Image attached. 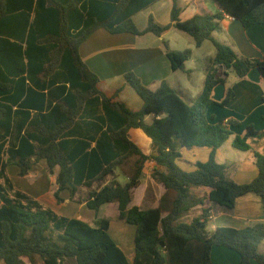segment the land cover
Listing matches in <instances>:
<instances>
[{
	"label": "trees",
	"instance_id": "1",
	"mask_svg": "<svg viewBox=\"0 0 264 264\" xmlns=\"http://www.w3.org/2000/svg\"><path fill=\"white\" fill-rule=\"evenodd\" d=\"M158 1L0 0V264H64L68 258L77 264H130L109 233L110 219L90 224L60 216L16 187L8 168L16 166L24 178L41 161L56 174L59 203L61 192L68 191L71 200L95 213L118 205L117 220L136 227L134 264H212L215 247L236 252L240 264H264V222L210 232L211 208L205 207L208 200L232 211L239 198L255 194L264 210V155L247 142L264 131L207 116L234 99L228 88L221 102L213 100L215 88L226 85L230 75L245 79L257 70L264 80V59L243 57L214 38L225 15L245 29L264 25V0H213L220 13L185 21L172 0L169 25L150 16L140 31L134 16ZM171 28L190 36L198 48L211 41L216 49L204 90L192 104L166 81L153 90L129 72L125 80L143 102L132 111L119 99L123 88L104 93L99 76L80 55L82 44L99 29L161 37ZM163 47L172 70L189 75L192 50H171L166 41ZM220 68L225 78L218 77ZM240 127L244 136L235 131ZM131 130L151 141L149 154L131 139ZM232 137L235 149L253 152L259 174L248 184L233 179L235 165L215 159ZM196 148L211 149L209 160L186 172L178 165L181 150ZM148 163L156 165L152 178L165 192L155 208L130 207ZM194 188L209 192L199 197ZM199 206L202 213L188 222V213Z\"/></svg>",
	"mask_w": 264,
	"mask_h": 264
},
{
	"label": "crops",
	"instance_id": "2",
	"mask_svg": "<svg viewBox=\"0 0 264 264\" xmlns=\"http://www.w3.org/2000/svg\"><path fill=\"white\" fill-rule=\"evenodd\" d=\"M177 1L181 13L184 10L186 14V5H193V7H195L193 16L196 14H218L221 12L220 7L213 0H202L204 3L199 0H192L187 4L183 2L186 4L185 9L181 8V4H179L180 0ZM172 10V0H159L146 10L134 16L133 19L140 31H144L147 28L150 16L154 18L158 25L166 26L171 23ZM181 13L180 19L182 21L188 20L182 19ZM101 30L103 29L96 31L80 48V55L83 61L99 76L101 84L118 82L121 79H125L124 76L127 73L133 72L140 78L142 83L150 89L155 90L162 82L166 81L173 89L185 94L186 90L181 85L183 78L179 76V73L181 72L191 78L193 71L186 67V70L190 72L189 75L182 71L174 72L163 47V42L166 41L170 49L173 50L171 40L169 39V33L175 30L174 28H171L161 37L153 35L155 39L152 41L149 40L148 36L152 34L144 36H134L132 34L113 35L105 29V32L99 33ZM218 33L220 34V38H215L216 41L222 44L228 42L229 45L243 57L260 60L264 59V25H256L245 29L239 21L225 15L221 22V30ZM202 46L200 48L195 47L201 49ZM214 57V53H210L208 56L202 58V70L205 79ZM218 77L225 78L224 70L221 68L218 71ZM230 77L226 84L225 96L228 88H232L235 93L234 99L226 105V107L220 109L219 112H217L218 110H215V108L211 109L207 115L208 119H212V116L210 117L212 113L216 121L224 120L226 122L233 119L243 127H252L256 132H263L264 80L260 73L257 70H253L245 79H238L235 77L232 82H230ZM124 89L125 88H123V90ZM201 93H199V95ZM213 111H216V114ZM216 115H219L221 119H217ZM235 131L239 135L241 134V136H244L246 133V131L242 133V127L236 128ZM130 137L147 154L150 153L151 141L140 130H131ZM233 140L234 137L229 139L216 151L215 159L219 164L235 165L236 169L233 172V179L238 184H248L256 179L259 174L258 168L255 165L253 152H243L235 149L233 147ZM255 143L256 145L252 146L253 151H257L264 155V136ZM224 145L228 146L224 147ZM229 149L233 153L229 154ZM211 152L212 150L208 148H196L192 150L183 149L181 151L182 157L178 161V165L184 171L192 172L195 170V165L197 163H205L209 160ZM155 168L156 165L154 163H148L146 165V169L141 178V185L134 190L133 202L130 207L136 206L141 210H148L159 205L160 198L164 194L165 188L153 180L152 174ZM8 172L17 188L51 208L60 216L81 219L93 224L97 219L106 218L104 212L107 211L110 205H113L114 216L117 219L119 214L118 205L114 203L104 205L98 213H95L89 210L86 204H80L77 200H71L68 191L61 192L60 196L63 202L59 203L55 197V192L58 189L55 184L56 174L52 176L48 173V165L45 161L36 164L30 174L24 178L19 177V169L16 166H10ZM24 179H28V181ZM208 192L209 189L207 188L193 190V193L199 197H203ZM78 198L79 196L75 199ZM205 207L211 208V218L207 227V230L210 232L215 231L217 228L242 230L254 223L264 222L262 201L260 197L255 194H248L239 198L232 211L212 205L208 200L206 201ZM201 213V206L191 210L187 215V221L191 222L193 218L198 217ZM115 222L116 223L111 221L109 233L118 247L126 255L129 263L134 264V238L136 235V227L133 226L135 229L126 228L123 226L127 225L126 223L119 221ZM119 223H121L120 231H114L113 233L114 224L118 225ZM211 260L212 264H240L239 255L224 247L213 248ZM64 264H77V262L74 258H68ZM253 264L259 263L253 262Z\"/></svg>",
	"mask_w": 264,
	"mask_h": 264
},
{
	"label": "rangeland",
	"instance_id": "3",
	"mask_svg": "<svg viewBox=\"0 0 264 264\" xmlns=\"http://www.w3.org/2000/svg\"><path fill=\"white\" fill-rule=\"evenodd\" d=\"M191 1L192 0H180L181 3L179 2V4H181L180 6L182 9H185V5L187 3H190ZM199 1L204 3V1H202V0H199ZM183 2H186V4ZM186 8H187L186 14H185L184 10L181 13L182 19H190L194 15L195 7H193V5L192 6L186 5ZM208 9H211V8H208ZM211 11H213V10H211ZM100 32L103 33L105 31L103 29V30L99 31V33ZM218 32L214 33V38H216V39L220 38V36H219L220 34ZM148 36H149V40H151V41L155 39L153 37V35H148ZM169 37H170L169 39L171 40L173 50H180V51H183L186 49L193 50L192 60L189 61L186 65V67L188 69H191L193 71L192 77L189 78L186 75H184L183 73H181V72L179 73V76H181V78H183L181 85L186 90V92L184 94L186 97L185 99L188 103L192 104V103H194V101L198 97L199 93H201L204 90V79L205 78H204V72L202 70V58L208 56L210 53H214V56H215L216 49H215V47L211 41H207L206 43L203 44L201 49H197L195 47L196 45H195L194 40L190 36H188L187 34L181 32V31H178L176 29L173 31H170ZM224 44L229 45L228 42H226ZM230 76H231L230 82H232V80L236 76L235 75H230ZM120 87L125 88V89L122 91L119 99L122 102H125L130 110H132V111L140 110L142 105H143V102H142L141 98L138 96V94L135 92V90L128 85V83L126 82L125 79H121L118 82L117 81L108 82L106 84H101V86H100L101 90L107 94L114 93L112 91H115V90L119 89ZM217 110H218L217 112H219L220 109H217ZM213 112H215V114H216V111H213ZM211 116H213L212 113H211L210 117ZM216 117H217V119H221L219 115H216ZM261 138L262 137L249 138L247 142L251 146H254V145H256L255 142L261 140ZM227 146L228 145H224V147H227ZM228 153L231 154L233 152L229 149ZM34 170H36V169H34ZM34 174H36V173H34ZM118 179L121 183L126 182L125 177H123L122 175H119ZM24 180L28 181V179H24ZM196 189H198V188H194L193 190H196ZM81 194H83V192ZM81 194H79L78 199H80L83 196V195L81 196ZM112 206L113 205H110L109 208L107 209V211H105L104 213H105L107 219H110L112 222L114 221V223H116L115 221L118 222V220L114 216ZM186 218H187V216H186ZM120 226H121V223H119L118 225L114 224L113 233H114V231H116V232L120 231ZM123 226H125L126 228H134L135 229V227L130 226L128 224L123 225ZM134 240H135V238H134ZM260 251H261V253L264 254V241L262 242V244L260 246ZM26 264H29V263L26 261Z\"/></svg>",
	"mask_w": 264,
	"mask_h": 264
},
{
	"label": "water",
	"instance_id": "4",
	"mask_svg": "<svg viewBox=\"0 0 264 264\" xmlns=\"http://www.w3.org/2000/svg\"><path fill=\"white\" fill-rule=\"evenodd\" d=\"M225 93H226V85L219 84L214 90L213 100L216 102H221L225 97Z\"/></svg>",
	"mask_w": 264,
	"mask_h": 264
}]
</instances>
